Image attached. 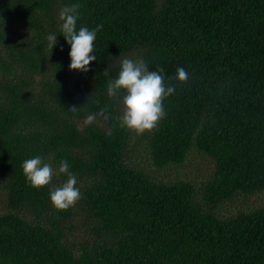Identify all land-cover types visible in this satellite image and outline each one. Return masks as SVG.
I'll return each instance as SVG.
<instances>
[{
  "label": "trees",
  "instance_id": "obj_1",
  "mask_svg": "<svg viewBox=\"0 0 264 264\" xmlns=\"http://www.w3.org/2000/svg\"><path fill=\"white\" fill-rule=\"evenodd\" d=\"M76 3L77 30L102 25L87 73L69 71L58 19ZM49 34L57 35L52 50ZM131 53L150 71L162 68L166 83L178 67L189 72L146 137L156 167L183 162L192 148L213 161L202 203L190 182H154L126 161L123 93L108 97L107 83ZM0 74L8 208L0 214V264H264V206L227 218L211 209L264 191V0H0ZM89 115L105 126L85 125ZM35 156L54 169L67 160L76 187L88 182L81 197L94 223L90 241L71 244V208L50 203L65 175L41 189L26 181L21 165Z\"/></svg>",
  "mask_w": 264,
  "mask_h": 264
},
{
  "label": "clouds",
  "instance_id": "obj_2",
  "mask_svg": "<svg viewBox=\"0 0 264 264\" xmlns=\"http://www.w3.org/2000/svg\"><path fill=\"white\" fill-rule=\"evenodd\" d=\"M80 7L78 3L64 6L58 13V19L61 22L60 31L67 44L70 45L69 71L87 73L88 66L97 59L94 54V41L102 25L92 30L81 26L77 30ZM56 37L55 34L47 36L50 50L56 46ZM100 74L107 75V68ZM167 80L168 83L165 82L163 69L159 66L157 70L150 71L143 59H122L118 77L107 83L108 97L117 99L123 93V112L118 117L119 127L132 131L137 136L155 129L158 122L167 115L163 101L176 93L177 85L188 82L189 72L184 67H178L174 77H168ZM173 80L175 83H171ZM84 123L85 125L93 123V116L89 115ZM21 167L26 181L35 189L49 185L54 176L65 175L67 177L66 182L60 187H54L50 192V203L54 209L68 210L81 199L80 189L76 187L77 176L70 171L67 160H61L58 168L54 169L42 157L35 156L25 160Z\"/></svg>",
  "mask_w": 264,
  "mask_h": 264
},
{
  "label": "rangeland",
  "instance_id": "obj_3",
  "mask_svg": "<svg viewBox=\"0 0 264 264\" xmlns=\"http://www.w3.org/2000/svg\"><path fill=\"white\" fill-rule=\"evenodd\" d=\"M17 29L20 32H26L20 27ZM124 58L135 60L140 59V56L137 53H131L118 59L116 62V67L119 71L120 61ZM71 76L72 78H77L79 80V86L83 92L90 90L91 85L89 83L84 84L83 78H79L78 75L73 74ZM2 78H6V76L2 77L0 74V83L3 82ZM118 108L122 114V97L119 100ZM93 121L97 122V124L100 126H105L104 120L101 116H93ZM153 131L154 129L151 132L145 133L141 136H137L134 132L129 131V140L125 155L127 163L142 171L149 179L154 182L163 184L190 182L194 185L196 190V201L202 203V189L204 185L208 181L212 180L214 176L215 170L213 161L204 153L192 148L188 152L183 162L179 164H169L163 167H156L151 161L147 143L148 139L146 137L149 136V134H151ZM55 182H57V180H55ZM87 184V181H85V183L80 182V184H78L80 192H82V189L85 187L84 185ZM262 206H264V191L246 197H234L233 199L213 204L211 209L218 217L227 218L237 213L249 212ZM206 208H209V205L206 206ZM7 210L6 191L4 189L3 183L0 181V214L7 212ZM71 211L73 212V216L67 220V222L72 225L71 228L68 226V237L69 242L74 246H77L78 243L90 241V239L94 236V223L85 213L82 197L75 206L71 207Z\"/></svg>",
  "mask_w": 264,
  "mask_h": 264
}]
</instances>
